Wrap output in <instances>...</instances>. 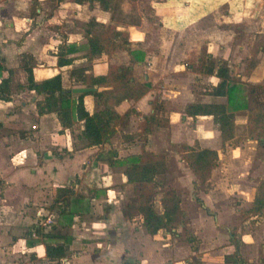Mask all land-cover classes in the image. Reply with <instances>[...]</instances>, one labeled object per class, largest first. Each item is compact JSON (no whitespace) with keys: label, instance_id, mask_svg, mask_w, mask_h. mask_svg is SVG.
I'll use <instances>...</instances> for the list:
<instances>
[{"label":"crops","instance_id":"1","mask_svg":"<svg viewBox=\"0 0 264 264\" xmlns=\"http://www.w3.org/2000/svg\"><path fill=\"white\" fill-rule=\"evenodd\" d=\"M50 2L0 0V59L4 58L14 71L12 100L0 101L4 102L0 103V264H184L190 257L200 259L199 264H232L227 257L236 251L241 264H264V209L252 211L257 189L264 180V161L258 159V141L248 136L249 110L236 112L234 140L240 142L228 150L222 149L221 130L212 116L193 118L183 112L191 102L228 103L225 96L207 94L220 81L215 74L198 73L186 65L192 50L198 54L204 45L213 61L225 59L244 81L264 84V51L257 56L252 52L255 38L264 34V0L155 2L164 24L160 51L133 65L137 79L150 82L152 87L142 99L116 106L120 114L134 111L126 125L117 128L120 136L137 132L145 116H160V111L153 108L155 97H160L164 105L162 118L170 122L149 134L146 150L166 160L177 159L176 167L181 172L172 177L169 187L180 195L185 217L182 224L161 229L155 235L147 232L141 216L130 219L124 214L134 191V185L126 182L125 167L96 164L98 147L75 150L71 147L76 139L74 127L63 130L56 114H38L36 101L42 96L27 88L19 89L28 84V74L20 66L22 53L34 56L36 81L62 74L65 88L84 87L71 78L74 68L88 66L96 75L108 72V55L100 54L92 60L84 57L89 52L88 40L70 31L74 19L89 18L87 7L69 0H57L52 6ZM91 14L99 21L113 23L131 41L145 39L143 27L113 22L111 13L100 9ZM248 33L255 36L250 47L242 41ZM62 43L74 46L67 57L76 58L73 64L63 67L55 55ZM124 51L126 62L119 59L130 65L132 55ZM248 53L256 62L247 78L241 72L245 64L242 59ZM8 75V71L3 73V77ZM85 104L92 112L93 96H86ZM79 126L82 131L84 122ZM53 142L68 148L69 155L51 150L48 146ZM196 143L219 152V164L205 183L180 161L184 145ZM122 151L121 156H128L142 149L125 145ZM85 162L92 165L81 169ZM87 171L98 180L86 190H79L84 183L77 182L76 191L87 194L96 189L89 214L83 219L79 215L72 218L50 209L53 189L75 181L77 174L88 176L82 174ZM217 191L223 195L214 199ZM162 197L156 199L159 204L155 206L160 213L164 211ZM47 219L69 226L74 237L69 258L49 260L45 246L48 238L34 232L28 235L37 223L45 226V232L50 231L51 226L43 222ZM184 235L192 245L179 242Z\"/></svg>","mask_w":264,"mask_h":264},{"label":"trees","instance_id":"2","mask_svg":"<svg viewBox=\"0 0 264 264\" xmlns=\"http://www.w3.org/2000/svg\"><path fill=\"white\" fill-rule=\"evenodd\" d=\"M87 7L90 16L87 20L74 19V26L70 31L81 33L87 40L89 52L84 57L92 60L100 54L108 55L109 68L106 74L96 75L88 66L74 68L70 71L71 78L85 87L93 90L74 94L72 88H65L62 74H57L43 81H36L34 76L35 59L32 54L22 53L20 66L28 74V84L20 85L19 89H29L42 99L36 101L38 114L57 115L63 130L73 128L77 123L84 122L80 136L86 142L87 147H97L110 144L107 152H101L96 157V164H106L110 167H125L126 182L134 185V197L130 206L124 209L126 217L133 219L141 216L143 225L149 234L155 235L161 229L177 227L184 222L185 210L182 208V199L175 189L165 190L162 197L163 213L155 208L157 190L163 188V182L159 175L167 171V162L161 155L146 150L149 134L158 128L170 125L169 119L160 118L156 114L144 117L140 125L138 136L134 134L124 135L128 141L140 138L142 140V152L121 156L119 149L112 144L113 137L118 133V126L126 125L127 120L133 114V110L120 114L116 106L126 100L138 101L142 99L152 84L148 81L138 80L133 65L144 62L147 55L158 54L161 47V38L164 24L155 9V2L159 0H69ZM95 9L111 13L113 22L130 24L143 27L146 36L143 41H131L129 36L118 31L113 23L107 24L99 21L91 14ZM119 50H127L131 55V64L124 65L118 55ZM74 51V46L62 43L58 46L55 55L58 56L59 66H68L74 63L76 58L67 57ZM264 51V34L255 41L252 52L257 56ZM188 68L198 73L215 74L220 81L207 94L225 96L227 104L221 103H188L184 109V116L196 118L198 116H212L219 126L224 145L236 138V112L249 110L248 126L249 136L258 141L260 151H264V103L257 97L255 106L250 103L248 86L241 76L234 74L229 62L225 59L212 60L207 46L204 45L200 53H193L186 61ZM5 71L9 72L3 77ZM14 71L9 69L5 59H0V101L12 100V77ZM251 86L250 93L256 94L258 86ZM91 95L94 98L95 108L89 111L85 104V97ZM153 108L161 111L164 108L160 97L153 100ZM0 126L1 123H0ZM185 159L190 169L197 178L205 183L213 175L218 166L219 152L210 148H202L199 143L185 145ZM76 181L55 187L53 189V202L50 209L57 210L60 216L79 215L83 219L89 214L91 199L97 196L96 189H90L88 193L76 191ZM264 209V181L257 189L252 208L253 212ZM50 231L45 232V226L37 223L29 229L28 235L33 232L37 236L46 237V255L49 260H62L69 258L73 251L71 244L74 240L69 233L68 225L59 222H48ZM234 235L232 234V239ZM232 264H241L239 253L227 257Z\"/></svg>","mask_w":264,"mask_h":264},{"label":"rangeland","instance_id":"3","mask_svg":"<svg viewBox=\"0 0 264 264\" xmlns=\"http://www.w3.org/2000/svg\"><path fill=\"white\" fill-rule=\"evenodd\" d=\"M55 1H57V0H51V6L52 5H56V3H55ZM117 23V22H116ZM231 34H233V31H232V33ZM246 34V33H245ZM237 35V34H236ZM252 35L253 34H250V33H248L247 35H243V42L244 43H247L248 44V46L250 47L252 44V42H253V40H254V38H255V36L253 35V38H251L252 37ZM256 40H257V38H255ZM255 40V41H256ZM193 52H191L189 55H188V58L193 54V53H197L198 51L197 50H192ZM200 51V50H199ZM118 55L120 56V58L124 61V62H126V59L124 58L127 54H126V52L124 51V50H119V53H118ZM127 57V56H126ZM187 58V59H188ZM187 59H186V61H187ZM252 59V60H251ZM242 61L243 62H245V64H244V66H243V71L241 72L242 73V75L244 76V77H250V74H251V72H252V68L254 67L253 65H252V63H254V62H256V60H254V57L253 58H251L250 57V54L248 53V54H245L244 55V58L242 59ZM258 62V61H257ZM259 78H262L263 77V75L262 74H259V76H258ZM245 82L246 83H248V86H245V88L247 89V92L249 93V97H250V103H251V105L252 106H255V104H256V97H257V99L260 101V102H262V103H264V84H260V85H256V86H258L259 88H257V92H256V94H252V93H250V90H251V86H249V85H252V84H250V82H248V80H245ZM252 86H254V85H252ZM0 103H4V102H0ZM166 110V109H165ZM159 112V111H158ZM184 112V111H183ZM164 113H165V111H164V108H163V110H161L160 111V118H162V117H164V116H161V115H164ZM143 122V119H142V121H141V123ZM127 123V122H126ZM141 123H140V125H141ZM54 124V123H53ZM140 125H139V127H140ZM119 128H121L120 126H118ZM124 127V126H123ZM138 127V128H139ZM140 129V128H139ZM139 129H138V131L137 132H135L134 133V135H136V136H138V133H139ZM70 131V130H69ZM81 131V127L79 126V123H77L75 126H74V128L72 129V132L74 133V135H75V142H74V144H73V146H71V147H74V149L75 150H82V149H84L85 147H87L86 146V142H85V140H83L81 137H79L80 136V132ZM55 134H57V133H55ZM127 135H130V134H127ZM249 136V135H248ZM17 137H20V133H19V136L17 135ZM57 139H58V136H57ZM240 140H241V138H239ZM244 138H242V140H243ZM56 142H58V140L57 141H55V143ZM147 142H148V140H147ZM239 142L240 141H236V140H234L233 141V143L232 144H229V146H227V145H224L223 144V147H222V149L223 150H228V149H230V148H232V147H236V145L237 144H239ZM112 144L115 146V147H117L118 149H119V152L121 153V152H123L122 150H123V147L125 146V145H127V146H129V147H134V148H136L137 150L138 149H142V147H141V145H142V140L138 137V138H136V140H133V141H128V140H125L124 139V134L122 135V136H120V135H118V134H116L114 137H113V141H112ZM147 145V144H146ZM185 145H188V144H185ZM185 145H184V153L181 155V159H180V161H182V162H184V163H186V165L187 166H189L188 165V163H187V161H186V159H185V154H186V148H185ZM51 150H53V149H56V150H59V152H61V153H66V156L67 155H69V153H68V148H66V149H64V146L61 144V143H59V144H57V145H55L54 144V142L52 143V144H50L49 146H48ZM98 147V149H97V153L99 154V153H101V152H107L109 149H110V147H111V145L110 144H105V145H102V146H97ZM164 157V156H163ZM165 158V160H166V157H164ZM258 159H261L262 161H264V151H260L259 153H258ZM93 161V160H92ZM176 161H177V159L174 157V158H172V159H170V160H166V162H167V171L164 173V174H161V175H159V177H158V179L159 180H161L162 182H163V185H164V187L163 188H159L158 190H157V192H158V194H157V200H158V198L161 196V194H164V192H165V190H167V189H170V181L172 180V177L175 175V174H180V172L181 171H179L178 169H177V167H176ZM93 163H94V161H93ZM219 164V163H218ZM86 165H92L90 162H85V163H83L82 165H81V169H84V166H86ZM81 169H79L80 171H81ZM177 171V172H176ZM81 173V172H80ZM86 173H88V176H82V177H79V174H77L75 177H74V179H75V181L76 182H78V183H81V182H83L84 183V185L82 186V187H79L78 189L80 190V189H82V190H86L87 189V187H90L89 185L91 184L92 185V182L94 181V180H98V178H97V176H95V175H93L92 174V172H89V171H87V172H83L82 174L83 175H85ZM73 175V174H72ZM87 175V174H86ZM262 181H264V180H262ZM211 183V182H210ZM211 185V184H210ZM202 188H203V186H202ZM77 190V189H76ZM220 191H222V190H220ZM134 195H135V193H134V191L131 193V197L133 198L134 197ZM223 195V192H215V194H214V199H216L218 196H222ZM157 202V201H156ZM158 202L157 203H155V206H158ZM51 221H53V220H45V221H43V222H51ZM231 225H235V223H233V224H231ZM187 235V234H186ZM184 235V236H181L180 237V240H179V242L181 243H187L188 242V244H190V245H192L191 244V242L187 239V236L189 235ZM201 262V260L200 259H198L197 257H194V258H192V257H190V258H188V260H187V262L186 263H184V264H199Z\"/></svg>","mask_w":264,"mask_h":264},{"label":"water","instance_id":"4","mask_svg":"<svg viewBox=\"0 0 264 264\" xmlns=\"http://www.w3.org/2000/svg\"><path fill=\"white\" fill-rule=\"evenodd\" d=\"M93 90L92 87H75L72 89L73 93L74 94H80V93H85V92H88V91H91Z\"/></svg>","mask_w":264,"mask_h":264}]
</instances>
